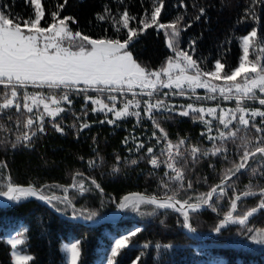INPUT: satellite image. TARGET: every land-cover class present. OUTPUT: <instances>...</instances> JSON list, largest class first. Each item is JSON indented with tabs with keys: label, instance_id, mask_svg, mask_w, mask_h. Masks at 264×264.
I'll return each mask as SVG.
<instances>
[{
	"label": "trees",
	"instance_id": "obj_1",
	"mask_svg": "<svg viewBox=\"0 0 264 264\" xmlns=\"http://www.w3.org/2000/svg\"><path fill=\"white\" fill-rule=\"evenodd\" d=\"M162 2L164 6L158 23L170 24L183 18L178 24L180 32L174 41L175 48L188 52L204 70L214 69L217 60L224 63L226 69L237 67L243 54L241 39L244 34L256 29L258 37H264V4H253V0ZM42 4L45 17L41 25L53 23L51 13L58 11L60 19L72 17L75 20L74 23L67 21L71 30L89 37L121 41L127 39L128 29L122 27V21L121 24L116 21L125 11L135 17L129 21V27L140 29L143 27L140 21L150 20L154 8L159 6L158 0H67L66 4L64 0H42ZM60 4H64L62 9L58 7ZM2 5L7 6L4 11L14 18L34 16V7L28 0H0ZM201 8L204 9L203 15ZM250 12H254V17ZM101 16L104 19H100ZM166 32L170 33L171 29H159L157 25L140 32L129 46L133 58L147 69L161 68L173 54V48L166 41V37L170 39ZM255 53L256 50L252 49L249 57H254ZM41 90L46 93L54 91L57 96L63 94L62 90ZM5 91L0 85V103ZM91 91L69 92L72 103L60 104L65 111L55 119L44 115V132L38 131L40 121L37 117L44 112L41 106L34 108L32 113L23 108L20 112L15 108L0 111V189L5 190L4 185L8 182L32 184L42 189L57 209L75 213L73 206L79 207L84 210L82 216L91 212H95V216L105 213L113 208L122 193L129 190L172 194L171 189L178 187L179 182L170 180L165 173H174L164 163L158 168L148 164L152 154L147 153V148L152 147L154 154L161 155L164 141L158 144L152 135L153 132L158 136L160 133L143 112V97L136 96V101H140L139 108L133 106L129 109L140 112L139 119L131 115L116 118L106 110L92 111L91 101L85 100ZM18 99L22 104V95ZM169 107L173 111L153 112V118L167 132L168 139L171 142L184 139L185 146L201 149L195 159L188 148L183 151V157L177 158V167L184 172V189L179 192V199L197 198L207 193L211 186L219 184L225 171L240 162L244 148L239 137L247 135L255 142V138L261 135L249 128L241 129L235 141H212L208 139V128L214 131L212 120L209 125L195 118L197 113L182 116L179 106ZM29 117L36 123L27 128V133L35 132L36 135L32 136L31 142L17 141ZM109 119L115 123H107ZM260 120L256 117L257 123ZM57 123L63 127V133L53 127ZM84 123L90 126L81 131L80 126ZM236 123L233 121V125ZM216 126L219 132L227 131L220 124ZM140 143L144 148L138 150ZM221 145L226 151L217 155L202 154ZM132 160L137 163L132 164ZM92 161L95 166H90ZM253 169H256L255 175ZM77 178L85 182L87 191L77 193L76 187H72ZM92 180L100 185L99 189ZM162 181L169 187L164 188ZM189 182L191 189L187 188ZM250 184L254 191L264 186V159L250 160L246 169L227 182L228 195L214 197L211 207L219 214L224 213L230 208L233 193L244 192ZM63 189H67V194ZM64 197L71 203L65 202ZM259 199L258 195L243 198L237 202V210L257 205ZM9 204L11 206L0 210V264H13L11 245L6 236L16 232L25 241L19 248L33 258L29 264H65L59 243L68 239L79 242L78 264H108L109 259L114 260V264H264V244H257L250 238L264 230V210L256 212L245 225L230 223L220 233L199 237V234L214 230L218 222L217 217L204 208L190 214L195 231L188 232L183 227L180 213L172 209L153 211L152 205H141L139 211L123 209L115 221L87 224L59 216L32 198ZM137 228L140 231L131 237L129 246L112 257L115 240Z\"/></svg>",
	"mask_w": 264,
	"mask_h": 264
},
{
	"label": "snow or ice",
	"instance_id": "obj_2",
	"mask_svg": "<svg viewBox=\"0 0 264 264\" xmlns=\"http://www.w3.org/2000/svg\"><path fill=\"white\" fill-rule=\"evenodd\" d=\"M28 2L34 6V18H14L4 11V8L7 7L6 5L0 6V85H3L4 89L7 90L3 93L0 111L15 108L17 112H20L23 108L26 112L32 113L34 108L38 109L42 105L44 112L40 113L37 118L40 121L38 131L44 132V115L47 114L55 119L56 116L65 111L64 108L60 107V104L61 102L72 103L69 98V92L80 93L93 90L96 92H119L123 94L131 91L133 96L146 95L152 98L158 92V86L162 88L175 86V88L180 89L179 94L183 95V85L186 83L193 91L196 88H206L211 93L219 92L220 96L226 100L235 99L236 101V109H230L226 115L216 117L227 131H220L218 137L209 135V140L235 141L241 129L247 130L249 128L261 134L255 138V142L247 135L240 136L239 139L244 148L239 158L240 162L225 171L219 184L212 186L207 193L198 196L195 203H191L192 197L187 199L177 198L179 192L184 189V172L181 167H177V158L184 156L181 146L185 144V140L181 139L176 144H173L168 139L167 132L153 118L154 110L170 112L173 111V108L159 98L155 100V103L151 102V100L144 101L143 112L148 119L153 121L154 126L160 133L158 136L156 132H153V137L158 144L161 140L166 141L162 152L167 153V160L163 163L174 175H169L166 172L165 176L179 183L178 187L171 189V195L166 194L164 197L158 198L156 196L148 197L141 194H132L124 196L118 207L120 209H131L132 211H139L141 205H152L154 206L153 211L157 209H172L183 216V227L194 232L195 228L192 227L190 214L197 212L204 205L211 207L216 196H227V182L241 170L246 169L250 160H256L257 157L264 159V111L260 109L249 110L247 107L242 106L244 100L256 99H258L260 105L264 106V98H262L264 97V37H258L257 30L253 29L242 38L243 54L238 66L235 68L226 69L225 64L217 60L214 69L204 70L188 52L178 50L175 51V60L169 58L166 67L162 66L160 70L153 71L141 66L133 58L129 46L133 42L134 37H137L140 32L157 25L159 29H171V32H166V35L170 36L169 47L175 50L174 41L180 32L178 24L183 18H177L176 21L170 24L158 23V17L164 6L162 0H158L159 6L154 8L150 20L144 19L140 21L143 25L140 29L129 27V21L134 20L135 17H130L127 11L121 15L116 23L121 24L122 21V27L128 29L127 39L123 41L119 39H92L80 32L73 33L67 21L71 20L74 23L75 20L72 17L60 19L58 11L51 13L53 23L48 26H41V21L45 17L42 0H28ZM66 3L67 0H64V4ZM257 3L264 4V0H253V4ZM64 4H60L58 7L62 9ZM200 12L203 15L204 9L201 8ZM250 15L254 17V12H250ZM196 18L200 19L199 16ZM100 19H104V17L101 16ZM117 31H119V28H117ZM65 43H67V46H65ZM250 48L256 50L253 59L249 58ZM176 70H178V74L173 77V72ZM162 77H167V80ZM204 77L210 79H203ZM238 78L240 79L238 80ZM221 80L223 81L222 85L212 83V81ZM29 86L37 89L62 90L63 94L57 96L54 91H50L47 95L43 92L32 94L24 92L22 95L23 103L21 104L18 99L21 96L19 89ZM134 88L141 89V92L133 91ZM257 92H259L260 96L257 95ZM164 95L168 94L164 93ZM207 98L215 99L216 97L209 96ZM107 99L113 103L109 105L98 98L85 97L86 101H91L94 105L92 111L106 110V112L114 113L116 118L128 115L140 118V112L129 111L133 106L139 108L140 101L129 100L122 109L117 110L115 104L117 97L109 95ZM197 99L200 98L197 97ZM96 105H99V107H95ZM216 111V108H196L192 104H188L187 109L179 114L188 116L190 112L197 113L198 116L195 118L210 125L211 121H204V116L205 114L214 115ZM236 112H239L240 115L237 116ZM256 117L261 118L258 123L256 122ZM233 121L237 122L236 125H233ZM104 122L100 121V123ZM106 122L114 124L115 120L109 119ZM35 123L29 117L24 126L32 128ZM230 125H232L231 128ZM89 126V124L84 123L80 126V130L82 131ZM53 127L60 133L64 131L63 127L58 123L53 124ZM211 131L212 128L209 127L208 132L211 133ZM34 135H36L35 132H32L31 135L25 132L22 136L17 137V141L31 142ZM125 143H127V139ZM13 147H15V144ZM137 148L138 150L144 148V144H138ZM224 151L226 149L221 145L220 147L214 146L213 149L205 150L202 154L208 155L211 153L212 155H217ZM147 153L152 154L149 163L154 168H158L161 161L154 155L153 148L148 147ZM198 153H201L200 148L193 146L190 149V154L194 159ZM131 163L136 164L137 161L132 160ZM90 166H95V161L90 162ZM252 172L255 175L256 169H253ZM77 175L82 174L77 173ZM92 184L96 188H100V185L96 184L95 180H92ZM162 186L164 188L169 187L163 181ZM72 187H78L81 192L87 191L82 183L77 184L75 181ZM4 188L6 190L0 189V198H4V201L0 202V210L11 206L8 202L18 203L28 197H36L39 200L51 203V198L46 197L42 189L32 185L24 187L8 182L4 185ZM187 188H192L191 182L187 184ZM253 195L259 196L258 205L234 216L233 213L236 212L238 207L237 202ZM64 201L71 203L67 197H64ZM230 209L215 227L214 231L216 233H220L230 223L245 225L251 216L264 209V186L259 187L258 191H254L253 186L250 184L244 192L233 193ZM95 215V212H91L86 218L91 219ZM139 231L140 229L137 228L116 239L111 248L112 257L117 256L120 250L128 247L131 237L135 236ZM250 238L257 244H264V230H260V232ZM8 243L15 250L18 245L24 244L25 241L18 235L15 238H10ZM78 244L79 242L73 243L67 248L70 254V264H78L80 256ZM157 247L159 248L160 245H157ZM164 247L170 246L165 245ZM12 255L15 264H29V261L33 259L30 255H21L17 251H13ZM108 264H114V260L109 259Z\"/></svg>",
	"mask_w": 264,
	"mask_h": 264
},
{
	"label": "rangeland",
	"instance_id": "obj_3",
	"mask_svg": "<svg viewBox=\"0 0 264 264\" xmlns=\"http://www.w3.org/2000/svg\"><path fill=\"white\" fill-rule=\"evenodd\" d=\"M32 18H34V16ZM49 24H51V23H49ZM49 24H47V25H41V26H48ZM72 31H73V33L77 32V31H74V30H72ZM251 31L252 30L246 32L244 35H248V33L251 32ZM90 38H92V39H104V38H97V37H90ZM166 41H167V44L169 45V40H168L167 37H166ZM65 46H67V43H65ZM241 46H242V39H241ZM172 50H173V54H172V56L170 58H172L173 60H175V51H178V49L175 48V50L174 49H172ZM250 52H252V49L251 48H250ZM249 58L250 59H253L254 57H249ZM167 62H168V59L166 60L165 64L163 65L164 67L167 66ZM160 69L161 68L148 69V70L155 71V70H160ZM176 74H178V70H176V71L173 72V77H175ZM189 74H191V73H189ZM162 78L164 80H167V77H162ZM203 79H210V78L204 77ZM239 79L240 78H238V80ZM212 83H215V84H218V85H222L223 84V81L222 80L221 81H212ZM183 90H184V94L181 95V94H179L180 93V89L175 88V86H173L172 88H162V87H159L158 86V92L155 93L152 98H150V97H148L146 95H136V96L143 97V102L146 101V100H151V102H153V103H155V100L157 98H159V99L164 100V102L168 106H171V105L179 106L182 111H184V110L187 109V105L188 104H192L196 108H201V107L204 108V109L216 108L217 111H216V113L214 115H207V114H205L204 121H210V120H212L213 123H214V125H213V128H214L213 130L214 131H211V133H209V135L214 136L216 134H219V130L215 129V127H217L216 125L220 124L219 123V119H217L216 117H219L221 115H226L230 109L231 110L236 109L237 105H236L235 99H228V100H226L222 96H220L219 92H217V93H211L206 88H196L193 91L192 89H190L187 86L186 83L183 85ZM19 91L21 92V95H23L24 92H27L29 94L36 93V92H43L46 95L48 94V93L42 91L41 89H37V88H34L32 86H29L27 88L19 89ZM92 91H91L92 94L89 95L88 97L98 98V99L102 100L104 103L109 104V105H111L113 102L112 101H109L107 99V97L109 95H115L117 97V101H118L117 104H116V109L117 110L122 109L123 106H124V104L127 101H129V100L136 101L137 100L136 96H133V94H132L131 91L125 92L123 94H121L119 92L109 93V92H96V91H93L92 92ZM133 91H135L137 93H140L141 92V89L134 88ZM164 93H167L168 95L165 96ZM257 95L260 96L259 92H257ZM120 96H122V98ZM209 96H215L216 98L215 99H208L207 97H209ZM197 97H199L200 99H197ZM262 98H264V97H262ZM40 106L43 109V106L42 105H40ZM242 106L243 107H247L249 110H252V109L264 110V106H262V105L259 104L258 99H256V100H244L242 102ZM51 107H55V106H51ZM60 107H61V105H60ZM93 107H94V105L92 104V108ZM95 107H99V105H96ZM112 114H113V116H115L114 113H112ZM235 114L237 116L240 115L239 112H236ZM221 126H223V125H221ZM75 182L77 184L82 183L83 186L85 187V182L82 179L77 178L75 180ZM76 192L79 193V192H81V190L78 187H76ZM63 193L64 194H67V191H65V189H63ZM113 208H114V206H113ZM113 208L107 210L105 213L111 214L113 212ZM72 210L75 213H78L79 215L81 214V212H84L83 209H80L79 207H76L75 208L74 206H73V209ZM235 215H237V214L235 213L234 216ZM18 235L21 238V234L19 232L10 233V234H8L6 236V238H7V240H9L10 238H15ZM76 242H77L76 239H68V240H61L60 241V243H59V249H60V251L64 255L65 264H70V254L68 253L67 248L70 247L71 244L76 243ZM13 251H17L21 255H28L26 252L21 251V249L19 248V245L17 246V249H15V250H13L11 248V256H12L13 264H15L14 258H13V255H12Z\"/></svg>",
	"mask_w": 264,
	"mask_h": 264
},
{
	"label": "water",
	"instance_id": "obj_4",
	"mask_svg": "<svg viewBox=\"0 0 264 264\" xmlns=\"http://www.w3.org/2000/svg\"><path fill=\"white\" fill-rule=\"evenodd\" d=\"M15 185H19V186H24V187H27L29 185H32V184H15ZM34 186V185H32ZM214 186V185H213ZM35 187V186H34ZM212 187V186H211ZM6 190V189H5ZM210 190V189H209ZM208 190V191H209ZM207 191V192H208ZM132 194H141V195H144V196H148V197H151V196H156L158 198H161V197H164L165 195L163 194H154V193H146V192H142V191H139V190H129V191H126L124 193H122L115 201L114 203V208H113V212L111 214H108V213H103V214H100V215H97V216H94L92 217L91 219H87L86 217L87 216H82V215H79V214H75V213H69V212H64V211H61L59 209H57L56 207H54L51 203H48L47 201H42V200H39L38 198L36 197H28V198H32V199H35L37 200L38 202L44 204L45 206H47L49 209H51L53 212H55L56 214H58L59 216H62V217H65V218H68V219H71V220H76V221H80V222H83V223H87V224H93V223H99V222H103V221H115L117 220L121 214H122V210L123 209H120L118 207V204L119 202L122 200V198L124 196H129V195H132ZM28 198H24V199H28ZM179 199V198H178ZM23 200V199H22ZM4 201V198H0V202H3ZM191 203H195L196 202V198H192V200L190 201ZM9 203V202H8ZM258 205V204H257ZM257 205H254V206H251V207H248L246 209H243V210H236V212L233 213V215L236 213L237 215L239 214H242L243 212H245L246 210L248 209H251L253 207H256ZM201 208H204V209H207L210 213H212L213 215H215L218 219V222H217V225L219 223L220 220H222L224 218V215L230 211L231 209H228L227 211H225L224 213H217L215 210H213L212 207H209L207 205H204L202 206ZM200 208V209H201ZM264 209H261L260 211H262ZM233 224V223H231ZM186 231L189 232V230L186 229ZM215 231L214 230H211V231H207L206 233H203V234H199V237H202V236H207L208 234L210 233H214Z\"/></svg>",
	"mask_w": 264,
	"mask_h": 264
},
{
	"label": "built area",
	"instance_id": "obj_5",
	"mask_svg": "<svg viewBox=\"0 0 264 264\" xmlns=\"http://www.w3.org/2000/svg\"><path fill=\"white\" fill-rule=\"evenodd\" d=\"M25 132H28L26 127L23 128V130H22L20 136H22L23 133H25ZM172 143H173V144H176L177 142H172ZM165 144H166V141L163 142V146H164V148H165ZM192 147H193L192 145H188V146L182 145V146H181V151H184V150H186L187 148H188V149H191ZM154 155H155L156 157L159 158V160L161 161V163H163L165 160H167V153H166V152H162L161 155H157V154H154ZM151 157H152V155H151V156L149 157V159H148V164H149L152 168H154V167L149 163V160L151 159ZM161 163H160V164H161ZM164 164H165V163H164ZM165 166H166V164H165ZM166 167H167V166H166Z\"/></svg>",
	"mask_w": 264,
	"mask_h": 264
}]
</instances>
